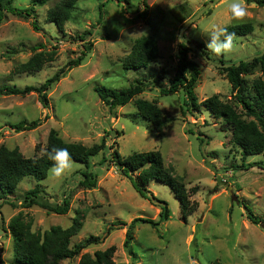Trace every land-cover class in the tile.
Returning a JSON list of instances; mask_svg holds the SVG:
<instances>
[{
	"label": "rangeland",
	"instance_id": "374dc122",
	"mask_svg": "<svg viewBox=\"0 0 264 264\" xmlns=\"http://www.w3.org/2000/svg\"><path fill=\"white\" fill-rule=\"evenodd\" d=\"M61 1L48 0L35 6L33 15L22 17L4 11V5L9 2L24 9L30 0H0L4 12L0 20V87L38 86L85 53L78 66L46 90V106L36 92L0 94V146L16 147L26 157L38 156L53 128L64 141L85 146L103 143L104 147L87 165L73 160V170L61 180L50 179L49 170L39 181L27 176L0 199V264H15L7 225L18 212L30 221L32 231L40 233L54 225L66 228L80 214L82 227L70 237V247L89 236L100 238L60 264H78L83 253L93 255L109 246H114L115 264H264V169L240 167L243 161L264 162V151L243 160L229 125L199 104L216 94L241 112L223 66L214 63L232 64L263 52L264 7L246 1L249 15L237 22L229 18L227 0H77L64 30L59 31L47 19V12ZM209 1L212 3L204 7ZM203 7L183 30L187 42L194 45L187 46V59L200 69L194 87L198 108L190 111L182 89L161 94L160 87L176 72L179 54L174 44L181 26ZM246 22L253 25V31L237 36L231 53L217 56L206 48L214 24L226 27ZM140 36L156 40L159 57L147 68L124 70L122 61ZM86 43L92 44L89 51H84ZM40 50L53 51L54 60L36 72H15L16 66ZM141 77L144 90L135 98L153 101L163 111L168 121L160 131L138 113L135 98L109 108L95 91L98 85L126 88ZM263 77L264 63L242 74L246 91L251 93L254 81ZM34 120L40 124L33 129L17 131L13 127L20 121L28 124ZM113 150L122 157L158 150L163 165L172 166L174 174L183 177L194 211L182 218L180 202L171 188L153 180L148 190L167 202L169 210L168 218L159 221L162 203L139 195L111 162ZM83 172L96 174L94 187L79 182ZM35 186L41 202L56 205L67 199V212L57 214L37 204L27 206L25 193ZM194 186L195 193L191 192ZM245 203L262 218V224L247 219ZM137 217L159 223L156 228L143 221L134 223L130 242L133 256L124 241L128 224ZM119 220L125 224H114Z\"/></svg>",
	"mask_w": 264,
	"mask_h": 264
},
{
	"label": "trees",
	"instance_id": "16d2710c",
	"mask_svg": "<svg viewBox=\"0 0 264 264\" xmlns=\"http://www.w3.org/2000/svg\"><path fill=\"white\" fill-rule=\"evenodd\" d=\"M48 0H30L31 4L27 8L21 9L9 4L4 5V11L19 15L22 17L34 14V7L43 5ZM77 0H62L47 12V19L53 22L59 31L64 30V25L68 21ZM254 1L258 6L264 7V0H246ZM102 4H100L101 8ZM4 17L3 10L0 9V20ZM102 14H99V20ZM229 32H234L236 36L247 35L253 31V25L249 22L239 23L226 26ZM92 44L86 43L84 51H89ZM189 48L183 44L178 45L179 61L176 66V72L171 80L160 87L161 94H172L182 89L184 92V104L190 111L198 108L197 96L194 87L199 79V67L187 59ZM70 60L67 67L61 68L58 72L48 77L38 86L26 85L24 87H16L4 85L0 87V94L26 95L30 92H36L39 101L46 106L48 96L46 90L60 77L64 76L66 71L72 67L78 66L82 56ZM159 57V48L155 39L148 36H140L137 38L130 50L122 61L124 70L137 69L141 67H149L151 62ZM54 60V52L40 50L36 51L27 61L20 63L15 68L16 73H32L42 69L47 62ZM236 63V62H235ZM222 67L225 71L226 78L233 89V95L241 106L239 112L232 104L221 101L216 94H213L203 101L199 102L200 106L207 109L216 119H222L224 124L229 125L232 134L233 143L240 149L244 160L247 156L258 155L264 151V77L257 79L253 83L252 92H247L242 74L248 73L256 64L261 66L264 63V52L252 59L239 60V64ZM67 69V70H66ZM144 78H139L134 84L119 90L110 89L103 85L95 87V91L100 100L109 108L118 105H125L135 98L144 90ZM135 106L138 113L151 121L155 128L160 131L167 123L163 111L158 105L142 98H135ZM245 116V117H244ZM40 124L39 120L31 121L26 124L20 121L13 125L17 131L33 129ZM104 147L103 143L85 146L79 142L64 141L57 132L51 128L48 132L46 145L43 151L34 157L24 156L18 148H7L0 146V199L3 196L12 193L18 183L27 176L33 177L39 181L46 178L48 170L53 166V162L48 159L47 153L53 148H66L71 154L72 160L83 164H88L90 157L97 154L99 149ZM110 160L118 167L123 175H125L132 183L135 190L144 198L154 202L162 203L159 212V221L166 220L169 215L167 202L157 198L148 190L147 185L153 180H157L171 188L180 204V213L182 218H186L196 208L189 201L188 190H186L183 177L174 174L172 166L165 167L161 153L158 150H148L133 152L127 157H122L117 151L113 150L110 154ZM106 158V157H105ZM103 158V159H105ZM240 167L249 168L258 166L264 169V162L256 161L246 163L243 161ZM79 182L88 187H94L96 183V174L83 172ZM197 187L191 188V192L195 193ZM40 190L37 186L25 193L26 205L37 204L47 208L57 214H64L68 210V201L63 199L61 204L50 205L41 202L38 197ZM243 208L247 219L254 224H262L263 220L256 215L248 204H243ZM136 221H143L152 227L157 226L159 221L152 219L134 218L128 224L125 232L124 247L130 255H135L131 247V229ZM114 224L123 225V220L115 221ZM82 227V216L76 215L71 224L63 228L59 225L51 226L44 232L32 231L31 223L26 220L22 212L13 215L9 221L7 228L12 237V259L15 264H60V261L66 258L75 257L83 248L91 243L99 242L97 236H89L86 239L76 243L70 247V237L75 235ZM119 227V226H118ZM114 246H109L104 250H96L93 255L83 253L80 256L78 264H115L112 260ZM213 264H220L214 262Z\"/></svg>",
	"mask_w": 264,
	"mask_h": 264
},
{
	"label": "clouds",
	"instance_id": "9594fccd",
	"mask_svg": "<svg viewBox=\"0 0 264 264\" xmlns=\"http://www.w3.org/2000/svg\"><path fill=\"white\" fill-rule=\"evenodd\" d=\"M227 11L230 20L237 22L244 20L249 15L246 0H227ZM139 34L144 33L134 35ZM236 39L237 36L234 32H229L226 27L214 24L209 32L206 48L217 56L229 54L235 47ZM181 44L186 46L187 39L184 34L178 33L174 47ZM47 157L53 162V166L49 169L50 179L61 180L73 170L75 162L66 148H53L47 153Z\"/></svg>",
	"mask_w": 264,
	"mask_h": 264
},
{
	"label": "water",
	"instance_id": "95a60500",
	"mask_svg": "<svg viewBox=\"0 0 264 264\" xmlns=\"http://www.w3.org/2000/svg\"><path fill=\"white\" fill-rule=\"evenodd\" d=\"M210 3H212V1H209L204 7H206L208 4H210ZM204 7L202 8V9H200L198 12H196L195 14H194V16L193 17H191L187 22H185L182 26H181V28H180V32L179 33H181V34H183V30H184V28L190 23V22H192L193 20H194V18H196L197 16H198V14H200L201 12H202V10L204 9ZM186 46H191V47H193L194 48V45L193 44H191V43H189V42H187V45ZM263 52H264V50H263ZM263 52H261V53H259V54H257V55H254V56H259V55H261ZM254 56H250V57H248V58H246V59H244V60H248V59H252ZM216 66H223V67H227V66H230V65H232V64H224V63H214ZM239 64V62H236L235 63V65H238ZM192 264H195V262H193Z\"/></svg>",
	"mask_w": 264,
	"mask_h": 264
}]
</instances>
